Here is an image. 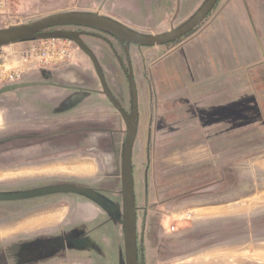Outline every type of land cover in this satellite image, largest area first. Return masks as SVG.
Here are the masks:
<instances>
[{
	"label": "rangeland",
	"instance_id": "rangeland-1",
	"mask_svg": "<svg viewBox=\"0 0 264 264\" xmlns=\"http://www.w3.org/2000/svg\"><path fill=\"white\" fill-rule=\"evenodd\" d=\"M204 1L10 0L0 30L60 14H98L118 20L135 33L158 36L188 21ZM227 2L219 0L199 26L176 43L155 48L132 45L129 49L140 121L132 159L139 264H264V64L254 71L251 88L240 96L237 111L227 113L231 124L213 133V143L150 139L153 108L142 99V90H149L140 79L145 64L199 31L216 8ZM255 28L263 43L264 28ZM104 37L121 55L117 43ZM83 42L96 56L110 92L129 111L128 83L110 48L98 39L85 38ZM34 46L23 43L0 49V92L32 85L0 94V188L14 189L40 179H75L102 190L117 215L114 220L84 200L74 203L60 197L61 202L42 209L48 210L46 213L27 214L20 223L16 219L0 225V264H41L18 242L32 236L20 233L59 224L64 216V209H56L60 206L66 214L75 207L81 214H103L102 222L108 224L100 231L101 241L109 250L112 238L110 252L100 261L78 255L71 259L49 257L42 264H125L119 223L125 125L103 97L90 93L101 91V87L90 60L74 43L69 60L54 63L43 59L36 67L34 61L25 59ZM18 72L19 78L10 81ZM78 89L83 91H75ZM60 121L70 122L73 129L85 123L90 129L78 143L31 139L37 133L35 125L53 128ZM53 197L57 195L0 205L21 206ZM181 206L193 211L179 213L175 208ZM44 216H49L46 224Z\"/></svg>",
	"mask_w": 264,
	"mask_h": 264
},
{
	"label": "crops",
	"instance_id": "crops-1",
	"mask_svg": "<svg viewBox=\"0 0 264 264\" xmlns=\"http://www.w3.org/2000/svg\"><path fill=\"white\" fill-rule=\"evenodd\" d=\"M255 27L264 28V0H228L199 31L145 64L140 79L149 87L142 90V99L153 108L150 139L216 141L213 133L231 124L227 113L237 111L254 71L264 64V42ZM177 208L179 213L193 211ZM43 219L46 224L49 216Z\"/></svg>",
	"mask_w": 264,
	"mask_h": 264
},
{
	"label": "flooded vegetation",
	"instance_id": "flooded-vegetation-1",
	"mask_svg": "<svg viewBox=\"0 0 264 264\" xmlns=\"http://www.w3.org/2000/svg\"><path fill=\"white\" fill-rule=\"evenodd\" d=\"M57 30L77 32L80 34L79 36L82 41L85 38L102 40L110 48L111 53L113 54V57L116 63L118 64L119 68L121 69L122 73L124 74L123 69L127 70V61L123 50L124 47L119 43L117 39L105 33L91 29L81 28V27H72V26L59 27V28L51 29L49 31H57ZM106 35L117 43V45L121 49V55H118L113 49L111 43L105 40L104 36ZM131 46L132 45L127 47L128 54ZM75 91H83V90L78 89ZM101 91L90 92V93H92V95H99L103 97L109 103L107 98L101 94ZM115 99L123 108L118 98ZM129 106H130V95H129ZM123 110L128 114L130 113V110L126 111L124 108ZM115 112L118 114L117 111ZM139 122L140 121H139V113H138V126H139ZM70 126H71L70 122L68 121L66 122L60 121L57 124H55L53 128L51 127L52 129L50 128V126L44 128L42 127L41 124H38L34 126L35 132L37 133H33L30 137L33 141L38 139H43V140H50L52 141L51 143H56V144L59 143L68 144L70 141L78 143L84 139L82 136L85 135V133L90 129V128L88 129L85 123L82 126L75 125L76 129H73ZM47 129H51V132L46 131ZM133 150H134V145H133ZM132 159H133V151H132ZM132 175H134L133 163H132ZM64 185L69 187V190L66 193H63L59 190L60 187ZM133 187H134V182H133ZM39 191L43 193L26 199H17V200L5 199V200H0V202L2 203L20 202V201H27L28 199H34L36 197L51 196V195H57V197L49 198L43 201H39L37 203L32 202L30 204L21 205V206L19 204H9L8 206L4 204L0 205V225L9 223L10 221L16 219H20V221L18 222L20 223L27 218L24 217L27 214H31L32 216L41 215L46 211V210L45 211L42 210L44 207H48L50 204H56L61 202L60 197H67L70 200H72L74 203L77 200L80 201L84 200L88 205L96 208L99 211V213L102 212L103 214L108 213L107 216L108 215L109 217L113 216L112 219L114 220L116 219V215H117L116 207L113 206L112 201H109L107 197L103 195L102 190L97 188H92L89 185L76 181L75 179H66V180H56L54 178L40 179L39 181L38 180L35 182L33 181L28 184H24L19 187H16L14 189L0 188V196H6L7 198H10L15 195H28ZM60 207L61 208L57 207L56 209L65 210V208H63L64 206H60ZM69 211L70 210H68V213L62 219V221L57 225L38 228L33 231L20 233L21 235L30 234V236H32L27 239H21L18 241L19 243L28 247V251H29L28 254L31 258L33 257L34 260L36 261L41 260L42 262L46 259L47 262V258L49 257L58 258L61 256L62 258L68 257L69 259H71L70 257L72 256L87 255L89 257L93 256V259L96 258L100 261L103 258V256L107 255L108 252H110L109 250L112 245V238L111 239L109 238L110 241L109 250L106 249L107 247L102 246V241H101L100 231H102L103 227L108 222V221L104 223L102 222L103 214H99L96 216L90 214H81V211L80 209H78V207L77 208L75 207V209L73 208L71 214ZM86 212L87 211H85V213ZM121 212H122V202H121ZM110 234L111 233H109V236Z\"/></svg>",
	"mask_w": 264,
	"mask_h": 264
},
{
	"label": "water",
	"instance_id": "water-1",
	"mask_svg": "<svg viewBox=\"0 0 264 264\" xmlns=\"http://www.w3.org/2000/svg\"><path fill=\"white\" fill-rule=\"evenodd\" d=\"M219 0H205L200 8L190 17L188 21L176 29L169 32L153 36L141 35L135 33L120 23L102 17L98 14H60L42 19L38 22L9 27L0 30V49L6 46L29 43L40 40L63 39L74 43L77 48L90 60L94 72L102 89L101 94L107 98L111 106L122 117L125 125V140L122 147L121 163H120V196L122 202V225L123 235V250L125 264H139L137 261V244H136V229H135V206H134V191L132 180V151L138 129V99L137 91L132 71L131 60L127 51V47L135 45L142 48L163 47L172 44L195 30L215 8ZM81 27L105 33L119 41L124 47V53L127 61V70H124L128 83L130 95V113L123 110L120 104L109 91L103 71L99 62L91 51V49L81 40L80 34L70 31H49L59 27ZM32 85L17 86L14 89L26 88ZM1 91V93L12 92ZM66 193L69 187L64 185L59 189ZM56 191V190H55ZM43 192H34L28 195H15L10 198L0 196V200L5 199H26L37 196Z\"/></svg>",
	"mask_w": 264,
	"mask_h": 264
},
{
	"label": "built area",
	"instance_id": "built-area-1",
	"mask_svg": "<svg viewBox=\"0 0 264 264\" xmlns=\"http://www.w3.org/2000/svg\"><path fill=\"white\" fill-rule=\"evenodd\" d=\"M9 2L10 0H0V24L1 22L4 23L6 21L5 16L9 6ZM29 43L34 44L35 46L30 48L28 54H25V59L34 61V67L39 66L43 59H48L54 63H62L71 58V41L63 39H50ZM19 74L20 73L18 72L15 75L11 76L9 78L10 81L18 79L20 76Z\"/></svg>",
	"mask_w": 264,
	"mask_h": 264
},
{
	"label": "trees",
	"instance_id": "trees-1",
	"mask_svg": "<svg viewBox=\"0 0 264 264\" xmlns=\"http://www.w3.org/2000/svg\"><path fill=\"white\" fill-rule=\"evenodd\" d=\"M193 31H194V30H193ZM193 31H192V32H193ZM192 32H191V33H192ZM191 33H189L188 35H190ZM178 41H179V40H178ZM178 41H176V42H178ZM176 42H174V43H176ZM172 44H173V43H172ZM169 45H170V44H169Z\"/></svg>",
	"mask_w": 264,
	"mask_h": 264
}]
</instances>
